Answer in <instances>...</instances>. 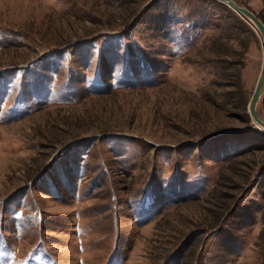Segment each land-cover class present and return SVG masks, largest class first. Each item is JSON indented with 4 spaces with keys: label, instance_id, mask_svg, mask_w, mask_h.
I'll return each mask as SVG.
<instances>
[{
    "label": "rangeland",
    "instance_id": "1",
    "mask_svg": "<svg viewBox=\"0 0 264 264\" xmlns=\"http://www.w3.org/2000/svg\"><path fill=\"white\" fill-rule=\"evenodd\" d=\"M262 62L216 0H0V264H264Z\"/></svg>",
    "mask_w": 264,
    "mask_h": 264
},
{
    "label": "water",
    "instance_id": "2",
    "mask_svg": "<svg viewBox=\"0 0 264 264\" xmlns=\"http://www.w3.org/2000/svg\"><path fill=\"white\" fill-rule=\"evenodd\" d=\"M216 1L226 4L236 13H238L239 15L247 19L249 22H251L259 32V35L262 39L263 62H262L259 79L257 81L253 94L249 100L248 113L250 118L252 119V122L255 123L262 131H264V121L259 117L256 111V105L264 91V23L252 10L237 4L234 0H216Z\"/></svg>",
    "mask_w": 264,
    "mask_h": 264
}]
</instances>
